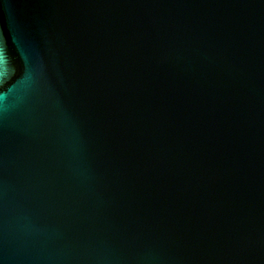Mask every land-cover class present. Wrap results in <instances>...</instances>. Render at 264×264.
Returning <instances> with one entry per match:
<instances>
[{
	"label": "water",
	"instance_id": "95a60500",
	"mask_svg": "<svg viewBox=\"0 0 264 264\" xmlns=\"http://www.w3.org/2000/svg\"><path fill=\"white\" fill-rule=\"evenodd\" d=\"M0 264H264V0H0Z\"/></svg>",
	"mask_w": 264,
	"mask_h": 264
}]
</instances>
